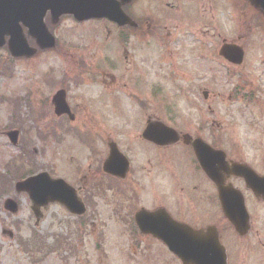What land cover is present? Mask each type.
I'll return each mask as SVG.
<instances>
[{
    "label": "rangeland",
    "instance_id": "374dc122",
    "mask_svg": "<svg viewBox=\"0 0 264 264\" xmlns=\"http://www.w3.org/2000/svg\"><path fill=\"white\" fill-rule=\"evenodd\" d=\"M258 10L250 6L249 0H139L128 8L130 15L146 18L156 29L160 28L161 22L170 27L169 31L163 30L159 36H153L156 39L154 44L159 43V46L148 40L140 45L138 38L131 36L126 48L116 51L113 46L115 33H111L114 28L102 21L77 25L65 17L56 27L62 46V50L55 51L56 55L49 52L35 62L16 61L11 65L7 62L12 60L7 47L0 49V193L2 187H6L9 191L5 194L20 201L19 212L14 215L5 209V198L0 196V262L11 264L14 258L24 263L35 261L40 246L44 245L47 247L46 264H60L62 260L76 262L77 257V261H89L93 247L98 244L104 246L102 255H107L110 261L124 262L120 252L122 239L111 237V234L109 237L105 232L107 224H111L109 220L119 213L117 210L113 213L112 209L120 205V200L102 194L96 196L99 202L92 206L90 217L85 218L93 221L87 227L85 219H81L83 223L78 222V218L60 206L51 205L41 212L40 226L36 227L29 199L12 192L16 182L30 172L38 174L43 171L41 166L44 164L48 167L56 164V176L71 183L77 181L72 178L77 173V166L80 172L90 175L91 180L101 176L89 168L91 148L87 142L92 141L93 136L96 146L102 144L101 150L105 149L109 134L110 138L120 142L128 139L143 141L141 134L149 126H146L147 119L153 118L150 123L161 122L178 133L202 138L235 160L249 163L264 173V12ZM146 28L147 25L144 31ZM223 40L244 49L245 60L241 67L219 60ZM70 44L74 49L79 45V51H72V54ZM107 45L110 52L106 54L103 49L106 50ZM104 55L116 65L113 72L108 73L117 81L109 89L112 97L108 99L110 103L114 98L117 102H126L123 108L119 104L117 109H104L103 104L98 103L99 94L112 85L109 80L110 85L106 86L88 81L76 87L73 83L77 60L94 62L92 69H97ZM12 68L14 74L10 75ZM80 70L87 69L81 67ZM58 74L64 80L67 75L74 76H68L69 82L62 83L57 81ZM61 86H67L71 92L69 103H72L75 122L58 120L52 107L38 101L40 90L51 101V96ZM133 90L137 91L143 105L155 109L146 113L133 99ZM205 91L209 93L208 99L204 98ZM86 96L90 100L83 99ZM84 103L90 104H86V110ZM15 116L23 121L19 124L24 130L23 139L30 140L29 152L32 156L34 150L37 152L33 170H30L31 166L18 163V159L26 154L25 149L14 147L5 136L10 130L18 129L19 126L13 124ZM56 121L63 122L61 139H57L53 131ZM132 128L136 134L130 136ZM111 129H116L118 135ZM40 130L47 134L46 141L40 139ZM96 137L99 140L96 141ZM145 148L149 149L143 143H136L135 150L144 151ZM158 153V179L152 185L142 187L150 191L154 186L157 200L166 204V201L181 198L179 188L183 186L172 183L178 180L182 184L181 169L193 170V155L184 144L160 147ZM17 167L21 168L17 170ZM174 176H180V179ZM215 218L216 214L212 212V219ZM17 229L21 231L19 239L24 245L21 242L15 246L2 236L4 230ZM81 229L96 230L97 234L102 232L104 236L99 239L100 235L76 234ZM112 229L118 228L112 224L110 231ZM229 235L233 233L226 235L228 244L225 245L235 255L234 240ZM26 249L32 251L30 255L26 254ZM232 254L229 253L230 261Z\"/></svg>",
    "mask_w": 264,
    "mask_h": 264
},
{
    "label": "flooded vegetation",
    "instance_id": "af4514ba",
    "mask_svg": "<svg viewBox=\"0 0 264 264\" xmlns=\"http://www.w3.org/2000/svg\"><path fill=\"white\" fill-rule=\"evenodd\" d=\"M138 2L139 0H135L133 4H137ZM133 4L127 6V8L125 9L126 14H128L131 19L135 20L130 25L119 26L116 23H112L107 20L104 21L105 25L111 26L116 31L115 32L114 30H112L111 32V33L113 32L115 33V39H114L115 44H113V46L116 51H118L120 48L123 47L126 48L131 36L137 37L140 45H142V42L144 40H148L153 45L159 46V43L154 44L153 41H156V39H153V36L155 35L159 36L163 30H168V31L170 30V27H168L162 22L160 28L156 29L155 27L152 26L151 23H149L150 21L148 22V20H146V18H141V16H136L135 18L132 15H130L128 12V8L133 6ZM169 7L170 4L167 2V9ZM167 9H161V10H167ZM60 23L54 24L52 15L50 13L46 14L44 18V24L46 25V28L48 29L50 34L54 37L53 43L52 41L50 42V40L47 37L39 38L38 36H34L30 32V29L28 27H24L23 25H21L23 37L27 42L26 48L28 50V53L25 54V56L24 55L18 57L15 56L10 46L12 37L11 35H8L5 38V45L1 47V49L7 47L9 51L12 60L7 62L10 63L11 65H14L16 61L35 62V60L40 59L47 53L49 55V52H52V54L56 55L55 51H58L59 49L62 50L59 36L56 33V27H58ZM75 23L77 25L78 24L85 25L87 22L86 23L75 22ZM146 25L147 28L146 31H144V27ZM116 33H117V38H116ZM170 35L171 33L168 34V36ZM51 44L52 46H50ZM49 46L52 48H49ZM71 46L72 44H70V48ZM78 46L75 47L76 49L71 48L70 52L72 54L73 52L77 53L79 51V48H77ZM229 46L233 47V46H237V44L223 40L218 53V57L220 61H222L221 59H223L222 51L224 47H229ZM31 51H33L34 53L30 54ZM103 51H106V54L107 52L109 53L110 52L109 45H107L106 50L103 49ZM100 59H103L101 64L99 63ZM100 59H98L99 67L97 69H92L94 62L89 63V62L81 61L80 59L77 60L76 61L77 70L75 71V78H72V76L74 75L72 76L67 75L64 80L61 79V74H58L57 81L60 80V82L62 83L69 82V80L66 79L69 76V78L74 79L73 83L75 84V86L80 87L81 85L87 83L88 81L90 83L92 82L101 83L106 86V84H108L107 81L109 80V82L112 85L108 84L110 85L109 88H107L106 90H104V92L99 94L100 97H98V99L100 101L98 103L100 105L103 104L104 109H117L119 107V104L123 108V105L127 104L126 102H123L122 100L120 102H117L113 97L114 98L113 102L110 103L108 99V97L111 96L109 89L117 82L116 78L112 75H108V73L113 72L112 69H115L116 65L112 64L108 56L106 55H104L103 58ZM241 66H235V67H241ZM81 67L87 70H80ZM13 74H14V70L12 68L10 75ZM125 87H127V85H125ZM59 92H62L63 95H65L64 98L68 103V105L70 106V104H72L69 103L70 101L69 99L71 98L70 97L71 92L67 89V86H61V89L57 93ZM42 94L43 91L40 90L38 92V97H40V99L38 98L39 103L40 104L43 103L48 107H52L55 113V106L53 99L56 94L51 96V101L48 100L47 96H44ZM132 94L134 96L133 99L135 100V102L141 104L142 109H145L146 113L149 112V110L155 109L154 107H150L149 109L147 106L143 105V103L140 101V96L136 90H133ZM43 97L46 99H42ZM83 99L90 100L87 96L86 98L83 97ZM28 100L31 101L30 98H28ZM86 104L90 105L88 103H84L85 110L87 109ZM140 115L141 114H139V118ZM56 117L58 120L64 119V122L66 121L65 119H68L71 122L76 121L75 115L73 118H69L66 115L56 116ZM147 118L149 117L147 116ZM39 119L44 120L41 117ZM136 119L139 120L138 118ZM152 119L153 118L147 119L146 126H148L150 122H153ZM134 121L135 119H133V122ZM19 123H23V121L18 119L13 120V124L18 125L22 131L20 130L19 127H18L19 130L16 128L9 131V132L12 131L19 132L17 145L15 147L23 148L26 151V154L22 153L24 156L18 159V163L23 166L25 165H27L28 167L31 166L30 170L31 169L33 170L34 164L36 163L35 155H37V152L36 150L33 151V153L35 154L34 156H32L31 152H29L30 147L28 142H30V140L23 139L25 137L23 132L24 130ZM55 124L56 126L54 127L53 131L55 133L56 138L61 139L63 135L62 134L63 122L60 123L56 121ZM132 125H136V124L132 123ZM111 130L115 132L114 133L115 135H118L116 133L117 131L116 129H111ZM130 131L132 132L130 136L136 134L133 128L132 130L130 129ZM144 132H142L141 134V139L143 141H137V142H134L133 139L132 140L128 139V141L125 140L123 142H120L119 139L116 140L115 138L114 139L110 138L111 134H109L108 132L109 134L108 142L105 149L102 150L100 149L102 144L96 146L95 137L89 134L93 136V140L87 142L88 146L91 148L90 158L92 160V162L90 160L89 168L90 169L93 168L95 175L101 174V176L95 177V179L92 178L91 180L90 175L80 172L81 169L79 166H77L75 169L77 173H74V176L72 177L73 180L77 179V181L71 183L72 181L68 180L69 181L68 182L67 179L66 180L63 179L69 185H72L74 187L76 194L79 196V198L82 200V203L86 207V212L84 215L78 216V212H77L79 211L78 206H73L71 208V212L74 213L72 214L63 205L58 204V206H60L61 209H64V211H67L68 213L72 214V217L78 218L79 219L78 222L83 223L82 220H84L85 218H89L90 214H92L90 213L93 210L92 206H96L97 205L96 202H99V199L96 198V196L98 197L102 195L108 197L113 196L114 198L120 200V205L112 209L113 213L116 212V210L119 211V213L114 214L116 218L112 216L113 220H109L111 224H107V229L105 232L109 237L111 234V237L116 236L122 239L120 252L125 258L124 262L110 261L107 255H102V248L104 246L98 244V246L93 247V251L89 257L90 258L89 261H77L78 259L77 257L76 262L62 260L60 261V264H184L180 258H178L162 241H160L157 238V236L160 235L161 233L158 232L157 230H154L153 228L155 227L154 222H149L146 219H144L143 216H141L144 213H155L158 211L166 212L175 222L184 225L187 228H190L189 231L193 230L191 232L198 233L200 234L201 237L204 236V240L208 232L213 231V233L215 234V236H217L220 244L222 245V247L226 252L227 264H264V196H262V194L264 195V184L259 183L258 185L255 184L252 185L250 182L246 181L244 176H238L235 172H232L234 164L248 165L251 168H253L255 171L257 170L251 164L246 163L244 161L235 160L227 153L226 170H223L222 166L220 165V160L213 159V162L218 165L215 174V177L218 182H214L212 178L200 167L195 152L193 150V147L191 146L192 145L191 139H188L185 142L184 138L181 137L180 141L176 145L182 146L184 144L191 150V154L193 155L192 164L194 168L193 170L181 169L179 173L181 179L180 176H174L175 179H180L183 181L182 184L178 180H176V182L173 181L172 183V185H177L178 187L183 186L179 188L181 198H176L174 200L171 199V201H166V204H164L163 202L157 200V191L154 186L153 188H150V191H147L149 190V188H147L145 191L144 189L145 187L144 188L142 187V185H152L158 179V175H159V172H157L158 159H159L158 148H160V146H158L151 140L146 139L144 137ZM8 133H5V136H7ZM39 134L42 135L40 136V139L42 141L47 140L46 138L48 137L46 136L47 135L46 133H43V131L40 130ZM180 135L183 136V134L181 133ZM26 136H27L26 138L29 137L28 134ZM50 137L53 138L52 135H50ZM97 140H99L98 137H96V141ZM136 143L137 144L143 143L149 149L145 148L144 151L135 150ZM211 146L215 150H219V148L215 144H211ZM161 147L164 148L168 146H161ZM113 152H117V153L113 155ZM138 156L140 157L139 159ZM41 167L43 168V171L40 170L39 173H48L54 179L59 178V176H56V170H58L56 164H52L49 167L44 164ZM17 168H18L17 170H19V168L21 167H17ZM257 173L261 176H264V173H261L259 171H257ZM189 178L191 180L187 182V179ZM219 185H222L223 189L226 190L229 197L223 195V193L219 188ZM228 190L232 192L236 191L239 197L235 198L236 195L232 196V194ZM2 191L0 193V196H4L5 200L12 199L17 204V208L20 209L19 199H16V197H10L9 194H5L9 191L6 187H2ZM97 191H98L97 195L94 196V194L92 193L93 192L95 193ZM12 192L15 193L16 195H23L31 202L30 197L28 196L27 193L25 192L18 193L15 187L13 188ZM70 194L73 196L75 195V193L71 191ZM224 201H226L228 205V209L232 213V219L234 220V222H231L227 218L224 212V208H223ZM149 204L150 206L146 207ZM31 205H32L31 212L36 220L35 225L36 227H39L40 219L38 220L32 203ZM9 209H12V206H9ZM212 212L216 214V218L214 220L212 219ZM138 215L141 216L140 221L139 219L137 220ZM85 221H86V227L90 222H93L91 220L87 221L86 219ZM112 224H114V227L118 229L117 230L112 229L110 231ZM95 231L96 230L85 231L81 229V231L80 230L76 231V234L81 232L84 235V232H86L89 236H92L91 234H93V236L100 235L99 239L103 238L104 234L102 232H99L97 234ZM20 232L21 231L18 229L12 231L4 230L2 231V236L7 237L10 240V243L15 244V246L21 242L24 245V241L19 239L21 236ZM228 233H233V235H229V237L232 240H234L235 255L232 254V252H229L227 246L225 245V243L228 244V236H226ZM46 248L47 247L45 245L44 247L40 246L38 252L39 257L35 261L24 263L23 261H19L16 260V258H14V261L11 262V264H46L45 263V260L47 259L45 252ZM20 249L23 250L25 249V247L20 246ZM31 252L32 251H30V249H26V254L30 255ZM229 253L232 254L231 261L229 258Z\"/></svg>",
    "mask_w": 264,
    "mask_h": 264
},
{
    "label": "water",
    "instance_id": "95a60500",
    "mask_svg": "<svg viewBox=\"0 0 264 264\" xmlns=\"http://www.w3.org/2000/svg\"><path fill=\"white\" fill-rule=\"evenodd\" d=\"M134 0H0V47L5 45V38L11 35V50L15 56H25L28 53L26 40L20 24L28 27L34 36L39 38L47 37L53 43V38L44 25V18L48 12L51 13L55 23L63 16H73L78 22H85L93 19H108L120 26L130 24L131 20L123 11V6L132 3ZM253 4L264 10V0H252ZM52 46V44L50 45ZM49 46V47H50ZM14 47V49H13ZM34 52L31 51L30 54ZM223 54L230 61L241 64L244 58L242 50L224 48ZM232 54V56H230ZM205 97L208 94L205 93ZM56 113L58 115L69 113L68 105L62 93L54 98ZM177 133L162 124H156L148 128L144 136L148 140L159 145L175 144L178 141ZM10 140L16 144L18 132L8 134ZM196 156L202 168L214 181L218 182L215 174L217 164L213 159H219L223 170L225 166V154L214 152L201 140L193 143ZM117 152H113L115 155ZM222 159V162H221ZM239 176H244L247 182L252 185L264 184V178L258 177L252 170L244 166H234L232 172ZM224 196L229 197L222 185H219ZM70 187L62 180H52L48 174H41L26 182L17 184L18 192H27L37 208L48 207L52 203L60 202L71 209L78 206V214L85 212L82 204L77 198L70 194ZM239 196L235 192H230ZM12 204L7 202V206ZM13 213L17 212L13 204ZM223 208L228 218L232 219V213L228 209L226 201ZM164 214V215H163ZM144 219L154 222L155 230L162 233L158 238L162 240L185 264H227L225 251L222 248L217 236L213 231L207 236H200L198 233L188 231L189 228L173 222L169 216L163 212L156 214H142ZM139 216V219L140 217ZM141 220V219H140Z\"/></svg>",
    "mask_w": 264,
    "mask_h": 264
}]
</instances>
